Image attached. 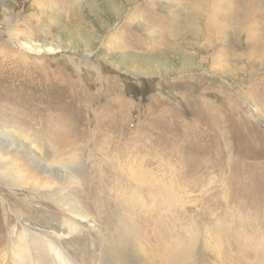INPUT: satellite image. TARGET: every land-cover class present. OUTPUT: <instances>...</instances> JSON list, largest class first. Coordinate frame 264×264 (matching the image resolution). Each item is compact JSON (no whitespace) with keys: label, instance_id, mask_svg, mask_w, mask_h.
Masks as SVG:
<instances>
[{"label":"rangeland","instance_id":"374dc122","mask_svg":"<svg viewBox=\"0 0 264 264\" xmlns=\"http://www.w3.org/2000/svg\"><path fill=\"white\" fill-rule=\"evenodd\" d=\"M77 1L0 0V126L12 130L0 133V149L17 158L10 173L18 168L43 187L0 179V264H14L8 243L27 232L19 217L45 229L66 221L65 253L76 264H168L171 243H192L202 264H264V199L253 172L264 166V118L253 109L264 107V89H248L264 61L221 74L201 46L175 47L184 24L169 30L168 13L185 15L184 0L143 12L158 39H173L157 48L140 25L124 23L144 0ZM70 173L81 183L65 196L79 201L96 234L53 203V185ZM245 234L263 246L244 255Z\"/></svg>","mask_w":264,"mask_h":264},{"label":"bare ground","instance_id":"6f19581e","mask_svg":"<svg viewBox=\"0 0 264 264\" xmlns=\"http://www.w3.org/2000/svg\"><path fill=\"white\" fill-rule=\"evenodd\" d=\"M138 1L139 0H129V2L135 4H137ZM144 1L147 3L145 8L139 9L136 12L128 15L129 17L128 19L124 20V23L127 24V26L130 28L132 27L133 23L137 24V26L140 25L143 29V33H145L143 35L152 36L149 39H151V42L154 45L153 47L157 48L161 45L160 41H164L167 38L161 40L160 37L158 39V35L161 33L160 32L157 33V31L159 30L155 31L151 29V27L147 23H145L143 19V12L145 11V9L156 10L158 5H160V10L162 11L163 9H168V7L169 8L173 7L175 9L176 1L175 0H167V1L144 0ZM86 2L88 1L86 0ZM84 3L85 0L82 4ZM162 3H168L171 5H168V7H162L161 6ZM182 3H183L182 4L183 10L187 12V13L185 12L186 13L185 15H182V11H181L182 7H180L179 10L176 9L177 11L174 10L168 13L170 18L175 17V21L174 22L171 21L169 23L170 24L169 30L175 31V26H178V22L184 24L185 32L183 33L181 42L179 43L175 42V47H178L179 45L182 46V44L193 47V49L197 46H201L202 48H204V50L202 51H204L206 57L208 58L210 68H212L214 71L221 70V74H225V72L228 71H231L236 75L246 74L248 72H252L255 69V65L257 66L259 64V66H261L263 64L264 0H188L187 2L186 0H184ZM53 15H56V13H53ZM133 27L136 28L135 25H133ZM176 37L177 36L175 35V38ZM111 38L112 37H110V39ZM167 40L172 42L173 39L168 38ZM163 46L166 47V45ZM233 67H235V69ZM7 78L8 77H6L5 79ZM253 81L248 82V89H250V87L253 86V88L255 87L256 89L262 91L264 89V71L260 73L258 77L255 79V82L258 81L257 83L254 84ZM247 92L240 91L243 97L246 96L249 99L250 97ZM228 102L230 103L231 100H229ZM257 105L259 107L254 105L253 109L255 110V112H257V114H260L264 118V107L259 104ZM244 111H246V109H244ZM5 127L0 126V133L4 134L5 136H10L9 134L10 131L12 132V130L11 129L10 131L5 130ZM217 139L215 138L214 140L209 139L210 141L216 144L215 147H217ZM38 150L39 151L42 150V147H38ZM219 150L226 151L224 148L220 149V147ZM9 153H10L9 150L2 151L0 149V179L16 187H22L26 185V186H30L32 190H36V191L42 189L43 187L37 184L38 183L37 179L32 178L33 176H31V174L27 172H22V170L18 168H16L17 173H14L15 175L9 172V170L12 167H14L15 164L17 163L16 156L14 155L10 156ZM235 163H237V161H235ZM241 163L243 164V162ZM253 172L254 173L258 172L259 174L258 175L259 177L255 178V183H259L260 181L261 182L258 185L255 184L257 186L256 191L259 193L260 199H264V179L262 178L264 175V166L259 165L257 170H254ZM42 178L51 179L50 176L42 177ZM61 178L64 179L63 177H60V179ZM80 183L81 180L78 177H76L75 174L72 173L66 176L65 181L59 180L58 183H55L53 185L54 187H56V191H52L54 196L53 203L55 202L56 206L59 209H61L62 212L67 213L69 217H71L73 220L78 222L79 226L82 229H88V231L96 234L97 233L96 223H94L92 220H89V218L85 216V213L81 208L79 201L65 196V194L68 191V187L77 186V185L79 186ZM44 188H46L47 190L53 189V187L48 186L47 183H45ZM64 200H67L68 202H64ZM18 219L20 220V223H22L25 226L27 232L19 235V238L17 239L18 242L17 245L12 243V241L8 243L10 247V253L12 255V261L14 262V264H72V263L76 264V261L73 258L68 257L65 253V243L70 239L69 231L71 230L70 226L66 221H63V224L60 226V228L51 227L50 229H45L38 227L37 225L30 222L28 219L22 217H19ZM65 227H67L66 233L64 232ZM242 236L240 238H242ZM249 237L250 236L246 235L241 240L242 246L245 248V250H243L244 255L251 254L253 253V250H257L258 248L263 246L261 244L262 242L261 243L256 242L255 240H252ZM175 244L171 243L172 246H174ZM190 245L191 247H189L186 250L180 248V245L176 249L175 248L172 249L171 248L172 246H170V248L169 246L166 247L165 245L164 248H166L165 252L167 254V255L164 254L165 257L168 256L173 259V260L170 259L168 261V264H202L203 262H201V259H198V257L195 255V253L197 252L195 250H194L195 252L192 251V243H190ZM206 247L207 246H205V249H207ZM164 248L162 247V250H164ZM117 250L118 247H114V245H112L111 254L114 257L116 255ZM175 250H178L179 252H176ZM247 250H249L248 253ZM174 255L175 257H173ZM199 257L201 258V256ZM4 258L5 257H3V259ZM90 263L95 264L94 261L92 262L90 261ZM115 264H124V263L120 260L115 259Z\"/></svg>","mask_w":264,"mask_h":264}]
</instances>
